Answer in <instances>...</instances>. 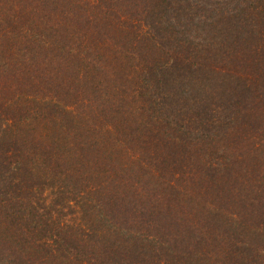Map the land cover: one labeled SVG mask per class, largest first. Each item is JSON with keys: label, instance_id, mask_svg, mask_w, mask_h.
<instances>
[{"label": "trees", "instance_id": "1", "mask_svg": "<svg viewBox=\"0 0 264 264\" xmlns=\"http://www.w3.org/2000/svg\"><path fill=\"white\" fill-rule=\"evenodd\" d=\"M0 264H264V0H0Z\"/></svg>", "mask_w": 264, "mask_h": 264}]
</instances>
